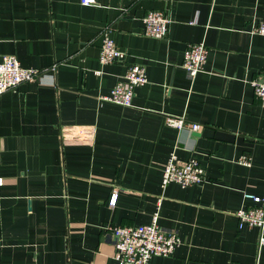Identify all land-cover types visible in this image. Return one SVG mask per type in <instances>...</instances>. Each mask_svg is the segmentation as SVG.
Instances as JSON below:
<instances>
[{
	"label": "crops",
	"instance_id": "1",
	"mask_svg": "<svg viewBox=\"0 0 264 264\" xmlns=\"http://www.w3.org/2000/svg\"><path fill=\"white\" fill-rule=\"evenodd\" d=\"M150 11L169 13L165 38L142 34ZM263 18L264 0H0V60L40 75L0 96V264H117L108 227L157 211L181 243L150 264H264V228L236 216L254 205L245 194L264 196V107L250 84L264 75V37L250 33ZM106 29L127 56L103 67ZM199 43L208 59L191 78L183 53ZM134 64L147 83L132 106L101 101ZM171 153L205 181L161 187Z\"/></svg>",
	"mask_w": 264,
	"mask_h": 264
},
{
	"label": "built area",
	"instance_id": "2",
	"mask_svg": "<svg viewBox=\"0 0 264 264\" xmlns=\"http://www.w3.org/2000/svg\"><path fill=\"white\" fill-rule=\"evenodd\" d=\"M82 6H92L96 0H79ZM142 34L147 37L161 39L168 34L170 23L169 13L164 11H150L142 17ZM250 33L264 37V18L252 23ZM127 54L120 49L110 36L109 30L102 33V44L99 52V64L109 66L115 63H123ZM208 59V50L202 43L189 45L184 53L182 67L194 78L205 69ZM95 75H101V71H95ZM38 71L21 66L15 55H4L0 60V96L15 89L21 84L30 83L39 77ZM147 83V74L144 66L139 64L125 67L124 74L117 80L108 95L100 97L101 101L115 105L130 107L135 95V89ZM253 91L261 106L264 107V75L250 82ZM165 123L168 127L177 131L198 132L201 125L189 123L183 117H167ZM239 162L248 165L244 158ZM205 181V170L196 160L178 163L174 153H171L162 170L161 187L176 184L181 188H187L202 184ZM2 180L0 179V184ZM244 197L253 202V207L240 209L236 212L238 226L256 227L261 231L264 228V196L258 197L245 194ZM114 194L109 205L116 203ZM158 211L152 216L149 224L133 226L112 225L108 227L109 236L114 248L113 259L117 264H150L153 257H169L181 241L177 234L168 231L159 225ZM259 247L264 245V235L258 241Z\"/></svg>",
	"mask_w": 264,
	"mask_h": 264
}]
</instances>
